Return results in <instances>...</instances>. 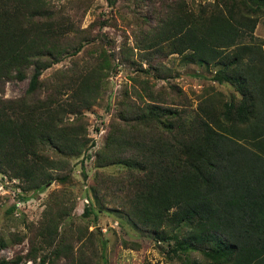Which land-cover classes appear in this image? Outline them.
<instances>
[{
    "label": "trees",
    "instance_id": "obj_1",
    "mask_svg": "<svg viewBox=\"0 0 264 264\" xmlns=\"http://www.w3.org/2000/svg\"><path fill=\"white\" fill-rule=\"evenodd\" d=\"M137 2L148 15L136 46L154 77L166 69L163 58L187 53L218 66L213 80L239 97L210 108L206 119H188L161 90L140 83L139 101H120L95 154L98 166L124 170L97 172L96 196L101 203L109 192L119 197L133 226L167 242L168 258L180 264H264V53L262 41L254 42L264 0H213L196 10L185 0ZM98 39L51 0H0V172L23 191L71 178L69 156L89 141L84 110L110 70L107 50H92L81 67L42 75ZM120 50L127 61L134 47ZM25 78L22 95L4 96L7 82ZM47 200L27 234L10 233L11 243L28 238L27 251L0 264H98L97 233L80 224L60 231L70 210L57 195ZM91 211L85 206L84 216ZM6 245L0 238V248Z\"/></svg>",
    "mask_w": 264,
    "mask_h": 264
},
{
    "label": "rangeland",
    "instance_id": "obj_2",
    "mask_svg": "<svg viewBox=\"0 0 264 264\" xmlns=\"http://www.w3.org/2000/svg\"><path fill=\"white\" fill-rule=\"evenodd\" d=\"M51 1L62 7L63 13L75 19L80 27H91L92 34L99 39L77 54L62 57L46 69L42 77L52 76L55 71L68 69L75 63L81 67L93 60L92 55L100 49L107 50L110 70L99 96L84 110L89 141L82 153L69 156L71 178L66 183L52 180L42 190L23 191L19 180L10 179L0 172V238L7 243L0 248V257L12 258L27 251L28 238L22 243H11L10 233L27 234L29 227L42 216L47 199L57 195L59 202L70 210L62 220L60 231L72 224L95 231L98 243L95 259L98 264H180V260L168 258L170 247L167 242L158 241L150 232L133 226L121 210L119 197L109 192L104 203L98 200L94 190L96 173L117 175L124 168L117 164L98 166L96 151L103 144L110 121L118 113L120 101L128 96L139 101L135 91H141L140 83H149L153 89L161 90L165 101L173 103L170 105L176 106L188 119L198 113L206 119L210 108L218 109L223 101L237 98L239 94L231 85L213 80L218 66L194 61L187 53H173L163 58L166 69L159 77H154L147 60L139 52L142 50L136 46L135 38L140 35L138 29L141 28L142 16L148 15L147 9L139 6L137 0ZM185 1L196 10L199 4L213 0ZM160 2L156 0L157 5ZM148 20L151 23L152 18L148 16ZM254 35V42L260 44L262 41L264 53V15L259 18ZM122 45L134 47L129 51L132 55L127 61L120 55ZM92 50L94 54H91ZM31 72L29 70L28 74ZM27 84L28 78L9 81L3 94L5 97H18L24 93ZM143 97L149 101L147 96ZM204 105L209 108L202 111L200 107ZM72 117V114H67L68 119ZM85 206L92 207V211L84 216ZM18 264L35 263L26 260Z\"/></svg>",
    "mask_w": 264,
    "mask_h": 264
}]
</instances>
